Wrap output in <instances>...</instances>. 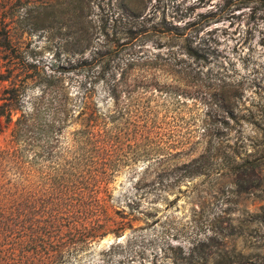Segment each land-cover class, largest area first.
I'll use <instances>...</instances> for the list:
<instances>
[{
    "label": "rangeland",
    "instance_id": "rangeland-1",
    "mask_svg": "<svg viewBox=\"0 0 264 264\" xmlns=\"http://www.w3.org/2000/svg\"><path fill=\"white\" fill-rule=\"evenodd\" d=\"M139 3L144 31L130 40L112 34L118 11L107 0H95L78 20L37 23L30 1L0 0L11 40L0 50V73L8 76L0 89L21 82L22 109L52 82L68 95L73 118L103 61L96 50L107 46L128 74L151 73L175 89L155 98L160 114L172 117L161 136L170 143L164 157L147 168L138 161L109 185L119 210L109 216L125 228L60 264H264V0ZM10 127L0 132V147ZM71 129H62V141Z\"/></svg>",
    "mask_w": 264,
    "mask_h": 264
},
{
    "label": "trees",
    "instance_id": "trees-1",
    "mask_svg": "<svg viewBox=\"0 0 264 264\" xmlns=\"http://www.w3.org/2000/svg\"><path fill=\"white\" fill-rule=\"evenodd\" d=\"M17 1L34 4L37 23L49 17L78 20L95 0ZM107 3L112 13L118 11L112 34L120 32L131 40L143 33L139 0ZM8 11L0 12V50L11 44ZM106 27L103 35L109 41ZM113 47L96 50L103 61L70 120L68 95L51 87L52 82L28 109L21 107V82L1 86L0 132L11 127L0 147V264H60L106 233L117 236L125 223L109 216L119 211L109 185L120 172L134 170L138 161L147 168L161 160L170 147L161 136L172 117L166 109L160 114L162 103L155 98L162 91L174 93V87L158 85L151 73L128 74L119 61L112 63ZM187 54L196 53L188 48ZM7 77L0 73V84ZM70 124L62 141L60 133ZM208 134L205 124L202 135ZM197 172L188 170L186 176ZM180 179L178 175L174 180Z\"/></svg>",
    "mask_w": 264,
    "mask_h": 264
}]
</instances>
